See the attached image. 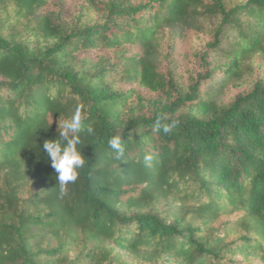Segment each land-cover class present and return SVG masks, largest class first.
Wrapping results in <instances>:
<instances>
[{
    "label": "trees",
    "instance_id": "1",
    "mask_svg": "<svg viewBox=\"0 0 264 264\" xmlns=\"http://www.w3.org/2000/svg\"><path fill=\"white\" fill-rule=\"evenodd\" d=\"M79 1L0 0V264H264V82L224 99L264 58V0ZM81 104L61 195L42 145Z\"/></svg>",
    "mask_w": 264,
    "mask_h": 264
},
{
    "label": "clouds",
    "instance_id": "2",
    "mask_svg": "<svg viewBox=\"0 0 264 264\" xmlns=\"http://www.w3.org/2000/svg\"><path fill=\"white\" fill-rule=\"evenodd\" d=\"M86 119L84 106L78 105L70 118H65L59 123V134L56 139H45L43 150L50 158V165L56 173L55 180L58 183L59 192L64 195L67 186L74 183L80 175V169L86 164V157L82 154V134L85 131L83 120ZM178 123L177 120L167 122V117H158L155 121V130L162 131L164 134L171 132L172 128ZM87 132L92 133L93 129L87 127ZM123 134H113L107 141L109 148L114 153L115 159L120 160L124 157L126 147L122 141ZM153 156H144V163L151 164Z\"/></svg>",
    "mask_w": 264,
    "mask_h": 264
},
{
    "label": "rangeland",
    "instance_id": "3",
    "mask_svg": "<svg viewBox=\"0 0 264 264\" xmlns=\"http://www.w3.org/2000/svg\"><path fill=\"white\" fill-rule=\"evenodd\" d=\"M138 1V0H135ZM63 5H64V11L66 15H73L74 13H77V11L81 8V4L79 0H63ZM92 21L96 19V13H91L90 15ZM188 45H195V46H200L204 47V42L206 41V36L204 33L200 34H191L188 37ZM168 35H166V38L162 39V51L168 50ZM168 65V62L163 61L160 65L161 69H166ZM255 81H263L264 82V58L256 56L253 59V72L250 74L244 82L239 84L238 86H230L225 93L224 99L229 100L233 96H235L238 93L244 92L247 90ZM51 123H54L52 119H50ZM126 259H130V256L125 255ZM134 264H139V261H135Z\"/></svg>",
    "mask_w": 264,
    "mask_h": 264
}]
</instances>
